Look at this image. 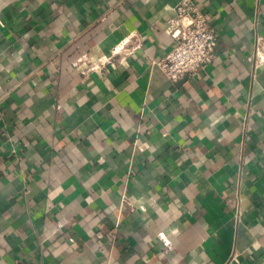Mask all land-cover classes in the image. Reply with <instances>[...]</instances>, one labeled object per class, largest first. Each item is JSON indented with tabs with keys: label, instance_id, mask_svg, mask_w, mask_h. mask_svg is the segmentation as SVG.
Segmentation results:
<instances>
[{
	"label": "crops",
	"instance_id": "crops-1",
	"mask_svg": "<svg viewBox=\"0 0 264 264\" xmlns=\"http://www.w3.org/2000/svg\"><path fill=\"white\" fill-rule=\"evenodd\" d=\"M180 1L0 0V264H264V0L172 81Z\"/></svg>",
	"mask_w": 264,
	"mask_h": 264
},
{
	"label": "built area",
	"instance_id": "built-area-1",
	"mask_svg": "<svg viewBox=\"0 0 264 264\" xmlns=\"http://www.w3.org/2000/svg\"><path fill=\"white\" fill-rule=\"evenodd\" d=\"M174 11L175 15L166 29L174 44L163 57L155 61V65L170 80L177 81L181 77L195 75L200 68L213 61L217 33L210 27L207 18L193 0H181L175 5ZM260 42L261 40L259 45ZM128 43L129 40L116 47L113 55L96 60L85 59L87 62L82 73L87 76L92 71L102 70L112 63L116 54L122 51L131 53L141 47V43L137 42L134 48H127ZM262 44L264 45V42ZM81 62H84V59ZM81 62L77 61L75 65L78 66ZM160 238L166 242L164 235H160Z\"/></svg>",
	"mask_w": 264,
	"mask_h": 264
}]
</instances>
